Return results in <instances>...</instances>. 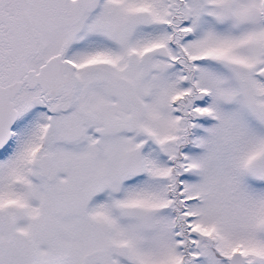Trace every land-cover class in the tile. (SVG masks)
Listing matches in <instances>:
<instances>
[{
    "label": "snow or ice",
    "instance_id": "snow-or-ice-1",
    "mask_svg": "<svg viewBox=\"0 0 264 264\" xmlns=\"http://www.w3.org/2000/svg\"><path fill=\"white\" fill-rule=\"evenodd\" d=\"M0 264H264V0H0Z\"/></svg>",
    "mask_w": 264,
    "mask_h": 264
}]
</instances>
